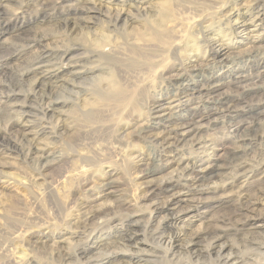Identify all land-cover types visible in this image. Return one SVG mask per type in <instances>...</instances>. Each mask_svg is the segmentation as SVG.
Returning <instances> with one entry per match:
<instances>
[{
  "label": "bare ground",
  "instance_id": "obj_1",
  "mask_svg": "<svg viewBox=\"0 0 264 264\" xmlns=\"http://www.w3.org/2000/svg\"><path fill=\"white\" fill-rule=\"evenodd\" d=\"M7 1L0 0V36L10 32ZM113 1H28L29 7L41 9L39 15L44 18H49L50 10H58L59 24L71 33L88 30L87 36L95 26L91 20L106 9L109 32L102 31L95 38L92 34L89 41L79 44L84 53L78 59L74 46L61 49L42 46L49 42V37L38 32L19 39L25 43L21 51L0 48V110L26 113L29 111L19 104L22 98L25 101L39 98L43 103L47 100L44 114L53 118L57 114L54 108L57 100L62 98L63 107L73 109L76 107L71 106L73 102L80 106L72 111L83 127L100 126L139 111L154 119V124L146 119V123L138 126L137 136L156 147L159 154L147 158L139 154L131 159L133 165L145 167L141 173L150 179L141 185L144 186L139 197L141 203L134 206L135 210H131L133 205L128 200L119 203L116 191L111 190L115 179H110L104 184L109 190L102 196L105 202L114 201L109 205L98 204L96 200L92 206L83 204L80 217L73 220L72 226L80 229L77 236L80 243L73 250L67 247L66 239L60 240L54 234L37 239L32 247L58 249L63 264L72 260L86 264H264V215L257 214L264 205V59L249 74L207 80L191 88L182 87L186 82L184 74L165 77L175 90L171 103L187 110V116L180 115V108L173 109L164 100L150 95V79L169 58L181 59L191 77H202L206 70L236 58L261 55L264 58V45L251 42L261 38L256 33H264V0H183L186 4L201 5L192 8L196 12H210L195 32L187 26L186 8L172 0H161L154 12L147 9L154 4L153 0H130L128 8L112 9L106 4ZM239 1L245 4L240 6ZM143 3L144 16L153 13V19H149L145 32L137 33L133 30L138 26H133L132 11L141 10ZM214 10L220 11L216 18ZM232 30L242 35L238 53L224 42ZM31 50L36 52L34 58L14 68V63ZM219 55L222 60L216 61ZM199 57H208L211 62L203 67L198 64ZM97 62L107 67L106 72L92 66ZM18 68L23 72L14 83L10 70ZM180 69L176 71L179 73ZM86 81L95 89L94 92L90 89L91 96L83 87ZM7 83L13 86L12 91H8ZM26 83L31 84L32 93L21 90ZM217 126L228 132L225 138L218 140L205 135L208 130L216 131ZM33 130H23L18 138L33 142L29 138L35 133ZM120 133L126 136L127 130L122 128ZM222 142L227 143L228 150L219 157L215 152ZM30 152L45 162L51 156L36 147ZM151 161L161 162V166ZM129 210L133 215L145 212L148 216L144 219H135L132 214L121 216ZM195 220L200 223L198 227H190L189 223ZM139 228L145 233L147 245H140L136 237ZM107 229L112 235L103 234ZM129 252L151 256L141 259L131 254L125 260L123 256ZM20 256L21 262L27 257L26 251L22 250Z\"/></svg>",
  "mask_w": 264,
  "mask_h": 264
},
{
  "label": "rangeland",
  "instance_id": "obj_2",
  "mask_svg": "<svg viewBox=\"0 0 264 264\" xmlns=\"http://www.w3.org/2000/svg\"><path fill=\"white\" fill-rule=\"evenodd\" d=\"M28 1L29 0H8L5 3L8 13L7 19L11 22V27L9 33L0 36V48L8 47L9 49L12 48L11 50L15 49L21 51L25 43H20L19 39L25 38V35L28 33L34 34L38 32L41 35L44 34L49 37V42H46L47 44L45 42L42 43V46H49V49H61L64 46H74L72 48L76 51L75 57L78 59L80 58L78 56L84 53L82 49L80 50L79 44H82L86 39L89 41L92 34L93 38H95L100 37L99 34L102 31L109 32L106 24L110 22V18L105 8L91 20L95 26L90 31V35L87 36V32L85 31L88 30L80 29L71 33L67 28L59 24L57 20L59 14L58 10H50L48 12L49 18H44L42 15H39L41 9L38 7L37 9L33 8V6L29 7ZM72 1L74 0H70V2ZM172 1L186 8L185 10L183 7H180L182 10L184 9L186 11L184 17L187 18V26L192 32H195L198 28V24L206 20L210 14L208 11L204 13L194 11L192 8H199L202 6L196 5L193 2L192 4H186L183 0ZM130 2V0H115L106 5L112 7V9L116 7L128 8V5L131 4ZM145 3L148 4V1ZM145 3H143L144 7L141 5V10L134 8L132 11L133 26H138L133 30L137 31V33L145 32L146 28H148L149 21L153 19V13H150L148 16L145 14L144 16V11L142 9L145 8ZM153 3L154 4L151 3L150 6L148 5V7L146 6L147 9H151L152 12L157 10L156 7L161 3V0H153ZM238 3H241L240 6L245 4V2L240 1ZM215 12H217L215 14L216 18L220 15V11L214 10V13ZM140 26L143 28H139ZM229 32L232 34H229L230 36L227 37V40L224 39V42H228L231 48H233V52L238 53L237 51L241 49L240 40L242 35L237 34L234 30ZM256 34L261 35V38L259 40L252 39L251 42L253 44L258 43L259 45H264V33L263 35L260 34V32ZM35 50L27 51L21 61L14 63L15 65H13V67L17 69V67L25 65V62L28 60L30 61L32 56L34 58L35 55L33 54L36 53L34 52ZM262 57L261 55L259 57L236 58L230 63L223 65L218 64L212 69L206 70L202 76L203 78L191 77L190 72L188 73V71L184 70L185 65L181 59L177 57L169 58L159 68V73L155 74L150 79V95L154 98L164 100V103L170 104L173 109L180 108V115L187 116V110L177 107L176 103H171L172 98L170 99V97L175 93V90L170 86V83L165 77L184 74L186 82L183 83V88L201 86L206 83L207 80L214 81L228 77H238L244 72L249 74L258 67L257 65L262 63L264 59ZM207 58L208 57H205V59H203L199 57L198 64L203 67L205 64H209L211 61H209L210 58ZM220 60H222V56L219 55L216 61ZM22 62H24V64ZM175 64L177 65L175 66ZM92 66H99V68L105 72L107 69V67L102 66V62H97ZM177 68H181L179 73L176 71ZM21 70V68H18L16 71L15 69L10 70L12 79L13 81L15 80L14 83L20 80V73L23 72ZM7 84L9 85V83ZM85 84L83 83V87L89 90L91 96L95 89L92 88L87 81ZM9 86L7 87L8 91H12L13 86L11 84ZM30 89L31 84L28 83L23 84V88H21V90L27 93H32ZM9 95H11V93ZM62 96L61 94L60 97ZM54 101L56 100H53V102ZM64 102L65 99L62 98L57 100L56 107H54L57 114L53 118L44 114L47 100L43 103L39 98L33 99V101H25L22 98L19 104L29 111L26 113L18 110L12 114L3 109L0 110V153L2 151L0 155V264H28L32 261H34V263L36 262L35 264H63L59 254L57 255L59 252L58 249L53 248L52 250V248L48 247L33 248L32 244L37 239L45 237V235L54 234L56 237H60V240H62L61 238L66 239L67 247L73 250L76 246L75 244L80 243V241L77 240L80 229H77L76 226H72L73 220L80 217L82 206L84 205L92 206L95 202L101 205H103V203L109 205L111 201H114L113 199L110 200V202H105L106 200L104 201L102 196L103 193L109 190L104 184L110 179H115V187L111 190L116 191L117 199L121 201L119 203L128 200V202H131L129 205H133V209L131 208L133 211L135 210L134 206L141 203L139 197L142 193L141 191L144 189V186L141 185L150 179L141 173V170H144L145 167L133 165L131 159L133 158L132 156L139 154L145 158L150 156L154 157L159 154L156 147L147 143L146 139H140L137 136L140 129L138 126L142 123H146V119H151V122L154 124L153 117L149 118V115L148 117L146 115L147 113L139 111L133 115L120 118L117 121H110L100 126L91 124L83 127L78 122V118H76L73 112L80 106H77V104L73 102L71 106H76L73 110L71 107H63ZM199 109L202 111L204 108L202 107ZM74 121L78 124L76 125ZM26 122H29L27 123L28 125ZM30 123H32V125ZM23 124H26V126H23ZM29 125L30 127H28ZM156 125L157 124L153 125L152 129H155ZM33 126H35V129ZM158 127H160V125ZM122 128L127 130L126 136L120 133ZM33 129L35 133L37 132V134L34 133L29 137L33 142L30 140L21 141L18 138L23 130H25L23 132H26L32 131ZM207 134L213 135L214 138L219 140L223 137L225 138L228 132L222 127L217 126L216 131L211 129L208 130L205 135ZM34 135L37 136V138ZM191 140H193V138ZM36 142L39 143L38 146L34 144ZM219 145L215 153L224 156L228 150V145L225 142ZM32 147L39 148L47 154L51 153L50 159L46 162L36 159L31 155L30 150ZM246 152H250L249 147L246 148ZM45 163L46 165H44ZM153 163L154 165L157 164L161 166V162L155 161ZM93 200L96 201L92 203ZM129 214H132L131 216L135 219H144L148 216L145 212H137L133 215V212L130 213V210L129 212L123 211L121 216ZM257 214L259 216L264 215V205L259 207ZM189 224L190 227L197 228L200 223L198 220H195ZM139 230H141V228H139ZM143 233L144 231H139L136 237L139 239L140 245H147L148 242H146L145 233ZM103 234L108 236L112 235V232L110 229H107ZM22 250L26 251L27 257L20 262L19 259ZM131 254L132 253L129 252L123 257L126 260ZM133 255L141 259L151 256L149 253L145 252L132 254L131 256ZM26 260L28 261L26 262ZM69 264L86 263L84 261L72 260Z\"/></svg>",
  "mask_w": 264,
  "mask_h": 264
}]
</instances>
